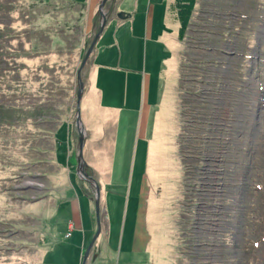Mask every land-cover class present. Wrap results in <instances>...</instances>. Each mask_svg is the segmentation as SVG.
<instances>
[{"label": "rangeland", "instance_id": "rangeland-1", "mask_svg": "<svg viewBox=\"0 0 264 264\" xmlns=\"http://www.w3.org/2000/svg\"><path fill=\"white\" fill-rule=\"evenodd\" d=\"M102 2L0 0V264H44L41 233L56 234L60 199L83 195L77 74ZM174 2L108 0L81 73L94 213L100 191L93 264H264V0H195L181 36ZM131 31L142 52L128 74L116 40ZM144 76L148 123L131 117Z\"/></svg>", "mask_w": 264, "mask_h": 264}, {"label": "crops", "instance_id": "crops-1", "mask_svg": "<svg viewBox=\"0 0 264 264\" xmlns=\"http://www.w3.org/2000/svg\"><path fill=\"white\" fill-rule=\"evenodd\" d=\"M99 0H91L92 4H97ZM109 14V13H108ZM111 14V13H110ZM151 12L149 11L148 14V20L151 18ZM111 16V15H110ZM134 16L131 15L130 18ZM114 15L111 16L110 20L114 21ZM97 20L95 19L94 12H89L86 20V28H84L86 34L88 35L93 34V31L96 29L94 28L95 25H97ZM118 26H122L121 24H116V29ZM113 35L115 36L116 30L112 31ZM116 48L118 50V64L123 63L124 66L131 68L128 74L134 73L132 70H139V66L141 65V46L138 42V39H136V35L134 33H125L123 36H120L116 40ZM120 60V62H119ZM139 72V71H137ZM140 73V72H139ZM86 80L89 77V74L86 75ZM148 76H144L143 82H144V89L142 90L143 94L141 95L142 104L138 109V113H136L134 116L131 115V117L134 118V120L138 122H149L151 118L152 113V106H150L147 103L146 100V83L148 81ZM129 79V77H127ZM90 80V79H89ZM87 82V81H86ZM85 83V91H84V97L86 95V85ZM93 94H88L87 103L89 106V109H86L85 115L90 120L94 119V108H93V101H92ZM82 100V101H83ZM147 103V106L146 104ZM85 132V137H86ZM89 139V138H87ZM89 149V146H87ZM98 150V149H97ZM96 150V151H97ZM89 158H86V162L89 168L92 165V156L95 154V152H91L89 149ZM92 155V156H91ZM88 168V171L90 172L91 169ZM75 173L77 176V181H79L83 195L79 196V198H76L74 196H69L66 192L62 198L60 199V206L58 207L57 211V220L59 221H53L51 218H48V224L55 222L54 224V230H56V234H52L48 231H43L41 233L42 238L40 239L41 245L43 247L42 251V261L43 259H46L51 257V260L44 264H67L68 258H67V250L73 249L74 258L72 259V262L69 264H81L83 255L89 246L93 236L96 233V212H92L91 210V203L93 202V191L94 186L90 183H87L83 178L79 175L77 166L75 167ZM94 175V174H93ZM102 186V185H101ZM100 186V187H101ZM106 193V190L101 187V196L103 197V193ZM73 195V194H72ZM107 199V196H106ZM72 224L73 227L69 229V225ZM102 232L106 231L108 242H111V232H112V217L110 214L105 213V220L104 216L102 215ZM72 231L71 238H66V234L68 232ZM51 247V250H50ZM64 248V249H61ZM96 252L92 249L89 253L88 261L86 264H93L94 259L96 257ZM130 264V263H125Z\"/></svg>", "mask_w": 264, "mask_h": 264}, {"label": "water", "instance_id": "water-1", "mask_svg": "<svg viewBox=\"0 0 264 264\" xmlns=\"http://www.w3.org/2000/svg\"><path fill=\"white\" fill-rule=\"evenodd\" d=\"M108 0H103V2L100 4L99 7V13L100 16L102 18V25L101 28L99 30V32L97 33L93 43L90 46V49L88 50L86 57L81 65V68L77 74V80H78V84H79V90H78V95H77V127L79 130V151H78V168H79V173L81 175L82 178H84L86 181L91 182L92 184V180L93 178L89 177V175L87 174V172L85 171V161L83 160V147H84V140H85V129L83 127L82 124V119H81V101L83 98V92H84V83L82 81V77H81V73L83 68L85 67V64L88 60V58L90 57L98 39L100 38L106 24H107V16L105 15L103 9L105 8V4ZM118 17L121 19H125L128 17V15L126 14H118ZM96 186V196H95V206H96V215H97V223H98V230L96 232V234L94 235L92 242L90 244V246L88 247L87 251L84 254L83 257V261L81 264H86L88 261V257H89V253L90 250L92 248V246L95 244L96 240L98 239L100 232H101V223H100V191H99V187L97 185Z\"/></svg>", "mask_w": 264, "mask_h": 264}, {"label": "trees", "instance_id": "trees-1", "mask_svg": "<svg viewBox=\"0 0 264 264\" xmlns=\"http://www.w3.org/2000/svg\"><path fill=\"white\" fill-rule=\"evenodd\" d=\"M195 3V0H175L172 5L175 19L181 24L180 36L189 23L191 12ZM230 113L234 112L232 110H228L225 114L228 117Z\"/></svg>", "mask_w": 264, "mask_h": 264}, {"label": "bare ground", "instance_id": "bare-ground-1", "mask_svg": "<svg viewBox=\"0 0 264 264\" xmlns=\"http://www.w3.org/2000/svg\"><path fill=\"white\" fill-rule=\"evenodd\" d=\"M252 35H254V33H252ZM240 58L238 57V60H239ZM260 64V63H259ZM256 96V95H255ZM255 96H254V98H255ZM254 98H252V101L253 102H255V100H254ZM256 99V98H255Z\"/></svg>", "mask_w": 264, "mask_h": 264}, {"label": "flooded vegetation", "instance_id": "flooded-vegetation-1", "mask_svg": "<svg viewBox=\"0 0 264 264\" xmlns=\"http://www.w3.org/2000/svg\"><path fill=\"white\" fill-rule=\"evenodd\" d=\"M251 49V48H250Z\"/></svg>", "mask_w": 264, "mask_h": 264}]
</instances>
